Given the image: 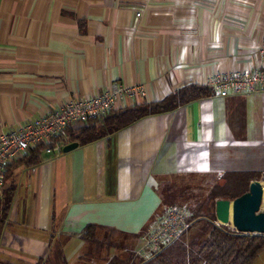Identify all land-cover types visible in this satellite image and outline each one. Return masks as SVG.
I'll list each match as a JSON object with an SVG mask.
<instances>
[{"label": "crops", "instance_id": "0c3cea01", "mask_svg": "<svg viewBox=\"0 0 264 264\" xmlns=\"http://www.w3.org/2000/svg\"><path fill=\"white\" fill-rule=\"evenodd\" d=\"M262 42L264 0H0V136L113 84L139 87L114 102L120 110L264 68ZM65 147L7 165L0 264H99L85 260L87 226L133 251L167 208L203 200L225 175L263 180L264 92L212 94Z\"/></svg>", "mask_w": 264, "mask_h": 264}, {"label": "trees", "instance_id": "16d2710c", "mask_svg": "<svg viewBox=\"0 0 264 264\" xmlns=\"http://www.w3.org/2000/svg\"><path fill=\"white\" fill-rule=\"evenodd\" d=\"M210 95L212 91L206 86L186 85L162 101L111 110L97 120L87 121L74 133L69 130V139L86 145L109 137L145 117L173 112ZM43 147L41 145L32 149L26 157L16 161L27 166L36 165L39 162V150ZM260 177L255 173L225 175L211 187L203 200H195L187 207L191 217L187 220V227L183 233L148 260L132 262L130 247L114 239L121 237L120 234L87 226L82 240L90 247V251L86 254L85 260L101 264H253L264 252V235L239 233L219 225L214 220L213 205L210 204L216 199L233 201L239 198L248 192L249 183L252 180H259ZM10 204L11 195H8L4 199V217ZM195 228L197 230H193ZM117 249H120L122 254L110 256V252Z\"/></svg>", "mask_w": 264, "mask_h": 264}, {"label": "built area", "instance_id": "2783aa9c", "mask_svg": "<svg viewBox=\"0 0 264 264\" xmlns=\"http://www.w3.org/2000/svg\"><path fill=\"white\" fill-rule=\"evenodd\" d=\"M140 17L138 13L136 15ZM264 58V42L258 48ZM212 94L227 97L230 94L264 92V68L252 71L216 74L206 83ZM138 86L113 84L102 95L76 99L65 103L59 110L41 116L26 124L18 132L0 136V191L5 183L8 164L26 157L41 145L40 153L58 156L70 143L68 131L87 121L97 120L112 110L114 102L123 96H133ZM191 213L184 207L167 208L156 222L136 239L133 259L148 260L163 247L177 239L187 227Z\"/></svg>", "mask_w": 264, "mask_h": 264}, {"label": "water", "instance_id": "95a60500", "mask_svg": "<svg viewBox=\"0 0 264 264\" xmlns=\"http://www.w3.org/2000/svg\"><path fill=\"white\" fill-rule=\"evenodd\" d=\"M73 143L65 147L68 152L77 147ZM264 185L259 180L249 183L248 192L233 201L216 199L213 201L214 220L221 226L239 233L264 235Z\"/></svg>", "mask_w": 264, "mask_h": 264}, {"label": "rangeland", "instance_id": "374dc122", "mask_svg": "<svg viewBox=\"0 0 264 264\" xmlns=\"http://www.w3.org/2000/svg\"><path fill=\"white\" fill-rule=\"evenodd\" d=\"M259 181H261L262 182V184L264 185V179L263 180H259ZM167 206V205H166ZM165 206V207H166ZM262 210L264 211V202H263V205H262ZM209 214L211 215V207H210V210H209ZM230 229H232L231 227H229ZM193 230H197V228H195V229H193ZM101 235V234H100ZM114 239L116 240V241H120L121 243H123L124 245L127 243V240L124 238V239H121V237H114ZM127 245V244H126ZM114 253H115V250H112L111 252H110V256H112V255H114ZM132 262H136L137 260H135V259H133V254H132V260H131ZM95 262V261H94ZM97 263H99V264H101L100 262H97Z\"/></svg>", "mask_w": 264, "mask_h": 264}, {"label": "bare ground", "instance_id": "6f19581e", "mask_svg": "<svg viewBox=\"0 0 264 264\" xmlns=\"http://www.w3.org/2000/svg\"><path fill=\"white\" fill-rule=\"evenodd\" d=\"M231 225H232V224H231V221H230V224H229V226L231 227Z\"/></svg>", "mask_w": 264, "mask_h": 264}]
</instances>
